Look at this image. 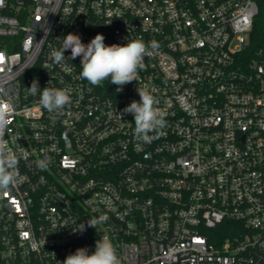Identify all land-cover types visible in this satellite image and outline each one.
<instances>
[{
    "label": "built area",
    "instance_id": "1",
    "mask_svg": "<svg viewBox=\"0 0 264 264\" xmlns=\"http://www.w3.org/2000/svg\"><path fill=\"white\" fill-rule=\"evenodd\" d=\"M263 13L264 0H0V109L20 156L0 194V264H63L103 235L120 264H264ZM69 33L159 47L118 92L82 80L81 57L53 63ZM34 80L70 92L63 115ZM142 88L166 119L147 143L123 112Z\"/></svg>",
    "mask_w": 264,
    "mask_h": 264
},
{
    "label": "clouds",
    "instance_id": "2",
    "mask_svg": "<svg viewBox=\"0 0 264 264\" xmlns=\"http://www.w3.org/2000/svg\"><path fill=\"white\" fill-rule=\"evenodd\" d=\"M104 40L102 34H97L85 45L79 35L69 33L63 37L59 49L52 50L51 59L54 64L60 65L69 59L81 57L82 71L79 75L82 80H87L92 86H99L108 80L118 86L119 92L124 85L138 80L139 71L145 67V57H150L159 47L156 41L146 44L142 38L111 46H106ZM67 50L71 51L68 58L64 55ZM27 90L33 96L39 93V104L57 115H63L65 108L72 103L70 92L64 88L45 87L41 90L34 80ZM137 92L140 102L132 101L123 112L134 116L135 137L147 143L156 135L163 134L166 119L164 112L157 107L158 100L149 89H137ZM9 124L8 112L0 109V194L10 192L16 186L19 175L20 156L9 147V141L5 139ZM51 162V157L45 152L35 163L39 169L44 170ZM107 219V216H101L98 220L90 218L87 226L96 228L98 223L106 222ZM85 230V225L81 223L75 231L82 233ZM63 264H120V260L111 238L103 235L96 242L93 254L89 255L86 248H79L74 254L68 255Z\"/></svg>",
    "mask_w": 264,
    "mask_h": 264
},
{
    "label": "trees",
    "instance_id": "3",
    "mask_svg": "<svg viewBox=\"0 0 264 264\" xmlns=\"http://www.w3.org/2000/svg\"><path fill=\"white\" fill-rule=\"evenodd\" d=\"M258 26L260 27L259 29H263L264 28V13L260 17V20L258 22Z\"/></svg>",
    "mask_w": 264,
    "mask_h": 264
}]
</instances>
